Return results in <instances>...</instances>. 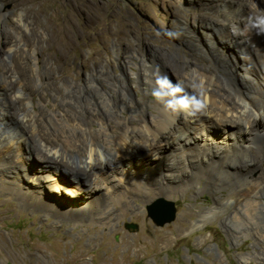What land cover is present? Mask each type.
Segmentation results:
<instances>
[{
  "label": "bare ground",
  "instance_id": "bare-ground-1",
  "mask_svg": "<svg viewBox=\"0 0 264 264\" xmlns=\"http://www.w3.org/2000/svg\"><path fill=\"white\" fill-rule=\"evenodd\" d=\"M235 6L231 26L226 20L206 26L241 54L240 62L211 59L213 68L228 78L194 64L174 87L155 59H145L135 75L140 84L161 91L162 100L156 104L127 100L121 78L112 77L104 66L94 68L88 87L82 89L62 66L27 68L25 61L40 53L36 40L13 31L3 53L9 65L0 70V190L8 197L19 196L24 209L35 210L45 201L40 188L56 184L55 176L64 171L71 177L65 180L71 188L66 193L78 195L83 183L91 188L92 200L76 214L113 229L124 217L141 212L138 201L146 209L158 198H186L189 192L196 198L206 190L231 187L223 201L186 214L192 220L181 225L177 235L229 215L233 221L222 219L229 238H253L261 250L255 257L239 259L258 258L264 264V173L253 176L264 161V130L260 133L255 127L256 119L264 121V0H236ZM21 45L26 49H15ZM99 80L108 83L117 102L92 91ZM15 104L24 106L16 117ZM148 108L156 112L150 118ZM123 111L131 120L121 117ZM233 126L238 129L230 133ZM212 127L227 132L216 147L209 146ZM247 135L244 145L240 141ZM33 149L40 151L41 168H32ZM140 154L145 156L142 162L137 159ZM109 163L113 165L106 172ZM23 173L28 175L27 186L21 181ZM202 180L215 183L202 187Z\"/></svg>",
  "mask_w": 264,
  "mask_h": 264
},
{
  "label": "rangeland",
  "instance_id": "rangeland-1",
  "mask_svg": "<svg viewBox=\"0 0 264 264\" xmlns=\"http://www.w3.org/2000/svg\"><path fill=\"white\" fill-rule=\"evenodd\" d=\"M235 3L236 0H0V70L9 65L3 53L13 31L23 32L36 40L40 52L36 59L25 61L27 68H34L35 64L40 69L62 66L70 70L75 84L82 89L88 87L94 68L104 66L112 77L121 78L127 100L135 105L143 101L156 104L162 100L161 91L140 84L135 75L145 59H155L174 87L184 70L194 64L207 65L211 74L228 78L213 68L211 59L229 57L240 62L241 54L238 48L229 47L221 34L206 26L217 20H226L231 26ZM23 23L30 26L28 31ZM15 49L26 48L21 45ZM32 50L29 48L28 53ZM235 78L242 86L238 73ZM96 83L93 92L103 94L109 101H118L105 80ZM40 92L34 96L35 102ZM61 95L65 91L61 90ZM14 108L16 117L24 106L15 104ZM147 113L149 118L156 114L152 108ZM121 117L131 120L128 111H123ZM234 127L230 133L238 129ZM255 127L263 132L264 121L256 119ZM209 130L210 147L218 146L227 134L224 128ZM248 139V135L244 136L240 142L246 145ZM39 153L38 149L31 151L33 169L44 166ZM143 156L137 155V159L142 162ZM112 165H106V172ZM262 173L264 161L258 164L253 176ZM63 174L55 176L56 184L40 188L49 204L44 201L35 210L24 209L19 196L8 197L0 190V264H263L258 258L249 262L239 259L255 257L261 250L253 238L243 237L238 242L229 238L222 222L233 221L229 215L206 228H186L177 235L181 225L192 220L186 219V214L195 215L223 201L232 192L231 187L206 190L196 198L194 192L186 198H158L146 209L138 201L141 212L129 214L110 229L76 214L92 200L91 188L83 183L78 195L66 193L71 188L65 180L70 181L71 177L64 171ZM22 175V184L27 186L28 175ZM206 183L215 181L202 180L201 186ZM162 200L174 204L176 219L159 227L149 212ZM130 224L137 225V229H128Z\"/></svg>",
  "mask_w": 264,
  "mask_h": 264
},
{
  "label": "water",
  "instance_id": "water-1",
  "mask_svg": "<svg viewBox=\"0 0 264 264\" xmlns=\"http://www.w3.org/2000/svg\"><path fill=\"white\" fill-rule=\"evenodd\" d=\"M149 217L154 223L163 227L166 224L172 223L176 219V209L172 202L160 201L154 208L149 212ZM128 229H137V225L130 224L127 226Z\"/></svg>",
  "mask_w": 264,
  "mask_h": 264
}]
</instances>
